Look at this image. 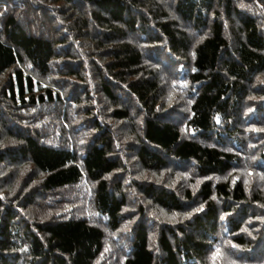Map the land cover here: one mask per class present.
<instances>
[{
    "label": "trees",
    "instance_id": "trees-1",
    "mask_svg": "<svg viewBox=\"0 0 264 264\" xmlns=\"http://www.w3.org/2000/svg\"><path fill=\"white\" fill-rule=\"evenodd\" d=\"M0 264H264V0H0Z\"/></svg>",
    "mask_w": 264,
    "mask_h": 264
},
{
    "label": "snow or ice",
    "instance_id": "snow-or-ice-1",
    "mask_svg": "<svg viewBox=\"0 0 264 264\" xmlns=\"http://www.w3.org/2000/svg\"><path fill=\"white\" fill-rule=\"evenodd\" d=\"M29 66H31V65H29ZM203 209L201 208V209H198V211H202ZM233 247H235V245L233 246ZM219 248H217V253H219Z\"/></svg>",
    "mask_w": 264,
    "mask_h": 264
}]
</instances>
